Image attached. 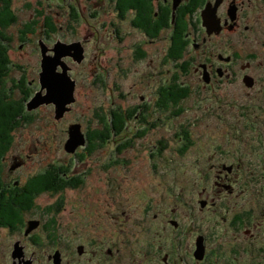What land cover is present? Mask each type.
<instances>
[{
  "label": "rangeland",
  "instance_id": "374dc122",
  "mask_svg": "<svg viewBox=\"0 0 264 264\" xmlns=\"http://www.w3.org/2000/svg\"><path fill=\"white\" fill-rule=\"evenodd\" d=\"M144 1L147 3V0ZM187 1L190 0L179 3L174 11L170 8L164 10L170 20L172 12L174 21L177 16V22L180 18L185 19L184 26L177 24V32L182 27L187 30L191 21L190 32L188 35L183 33L190 43L196 32L192 25L194 19L201 24L200 5L192 10L191 17L190 14H183L185 9L182 10V5ZM170 3L172 4V0ZM154 5L155 7L151 6V16L158 11L157 3L154 2ZM10 6L16 14V21L8 26L0 25V33L5 38L4 41L0 40V58L4 65V72L0 76V102L4 99L12 101L20 108L21 113L16 127L10 131V156L2 167L0 165L1 202H5L7 209L11 207L15 211L14 203L8 201V198L16 183L22 185L32 176L50 172L53 178L50 179L49 188L41 190L42 193L33 198L31 210L19 213L26 220H39L38 228L25 233L20 226L12 227V230L0 226V264H20L25 260H31L32 264H52L48 254L52 251L56 236L61 240L60 246L63 248L60 252L62 256L59 254L62 264H94L96 258L88 260L86 254L75 252V243H86L72 229H79L81 220L87 218L90 224H100L95 232L106 228L107 235L113 228L110 225L114 220L113 216H117L123 209L129 212L127 216L131 217L132 224H136L140 235L137 238L139 242L123 247L119 264H165L163 259L159 261L149 257L147 248L152 246L149 244H153L159 251L162 241L164 251L166 247H171L170 242L175 236L170 230H173L174 224L171 217L175 216L185 230L183 239L186 242L181 245L185 260L181 264L191 261V264H201L200 260L193 261L192 257L198 231L195 228L199 227L209 240L206 259L211 262L264 264V255L260 252L264 248V237L260 240L259 236L245 239V246L242 243V237L245 236L243 232L239 233L237 239H229V236L236 235L232 221L242 218L233 210L232 203L235 206L241 205V198L249 192L244 194L238 191L230 194L218 191L215 182V166L222 159L220 155L225 154L228 159L236 161L237 157H242L241 161L248 166L257 164L258 156H264V71L258 68L253 71L252 68L250 71L254 81L251 84L249 77H245L247 83L241 78L236 80V71V75L222 77L219 82H214L215 85L209 90L203 86L205 81L202 79L203 74L208 72L202 73L194 69L197 63L191 58L197 59V56L190 44L187 46L185 58L175 57L173 62L169 61L164 65L163 59L169 55L172 34H169L167 41L166 38H160L161 32L147 45L148 54L144 58H129L123 69L121 64L117 66V53L123 52L127 55L133 50L142 56L145 54L141 48L144 43L141 40L142 35L136 29L131 33L124 31L122 41L113 36L117 20L124 19L116 13L112 0H10ZM130 12L129 10L123 15L130 19ZM144 12V9L140 11L141 17H146L145 20L148 21L149 17L143 15ZM223 38L232 44L227 49L224 48L225 52L235 55L238 51L244 55L237 58L235 63L242 60L264 62V30L259 22L243 21L236 31L224 34ZM57 40L79 41L84 46V58L80 63L69 56L64 57L70 66L68 72L75 80V100L67 104L68 112L58 120L54 118L52 103L40 104L31 110L26 105L40 89V41L52 47ZM135 42L138 47L133 48ZM175 63H182V70ZM147 68L149 77L153 78L151 99L170 100L167 93L169 85L161 74V70L165 71L166 68L169 70V83L175 76L180 82L182 92L187 87L190 90L189 95L182 98L184 100L169 104L165 109V118L168 113H177L179 118L173 116L170 124L164 120V124L168 123L167 128L160 129L155 135L160 137L163 132L167 141L165 146H158L153 152L154 159L151 163L155 167L152 168L150 161L142 156L144 152L131 154L132 159L140 158L132 176H118L124 167L120 163L112 164L117 159L111 160L107 167L101 166L110 158L100 159L102 150L105 155L110 153L109 146L112 149L113 138L107 142L108 147L103 145L99 150H96L99 146L98 140L90 139L97 148L89 153V157H81L85 146L78 147L76 155L66 152L64 143L68 138L70 124L79 122L85 133H92L104 127L112 108L114 112L119 108L126 110L148 101H140L139 98L145 90L144 83L133 84L136 77L139 79L140 71ZM156 71L158 73L154 74ZM160 77L164 84L158 90H162L163 94L157 96ZM124 99H129V105L125 104ZM254 102H260L256 104V108L262 106L259 113L250 105ZM130 123L133 126L134 122ZM168 128L171 133L178 132L177 128H180L179 143L176 137L169 136ZM185 130L187 134L183 133ZM188 131L191 134L188 135ZM133 135L135 134L131 135V139L134 138ZM140 143L144 142L138 140L136 146L141 149ZM58 169L67 170V175L62 174L64 171L58 172ZM81 183L83 184L80 185ZM258 186L261 187L260 184ZM73 187L78 188L73 190ZM60 191H66V195ZM203 196L213 198L215 204L212 206L206 202L200 206L199 199ZM85 203L92 210H71V207L78 205L85 207ZM243 205L251 210L256 201L252 199ZM48 225H53V228H47ZM85 226L86 223L83 227ZM91 229L93 228L90 226L88 233L93 231ZM255 232L260 234L261 230L257 229ZM50 233L53 235H49ZM17 239H22L23 242ZM177 241L174 240L175 248ZM15 245L21 247L23 257L12 255ZM98 246L99 242L96 244V254L90 256L99 255ZM242 250L247 251L236 261L232 253H241Z\"/></svg>",
  "mask_w": 264,
  "mask_h": 264
},
{
  "label": "flooded vegetation",
  "instance_id": "af4514ba",
  "mask_svg": "<svg viewBox=\"0 0 264 264\" xmlns=\"http://www.w3.org/2000/svg\"><path fill=\"white\" fill-rule=\"evenodd\" d=\"M0 1L4 2V0H0ZM184 1H182L180 4H182ZM154 2L157 3V9H158V11H155L152 14L154 19L160 17L161 19H163V21L156 23L155 27L149 28L148 21H150V19L151 21H153V17L150 15L148 21L145 20L146 18L144 19L141 17L140 9H138L137 7L130 9V11L132 12V17L134 19H132V17L130 19H127L126 15H124L123 17L119 16L124 20H119V19L117 20L116 22L117 24H115L116 26L114 28L113 36L116 39L119 38L122 41L124 39L122 37L124 31L131 33V32H135L136 29L142 35L141 40L143 41L144 44H142L141 48L142 50H144L145 54L140 56L133 50H130V52L127 55L123 52H118L116 57L118 60L117 66L121 64L122 68L124 69L129 58L130 59L131 58L139 59L140 57L141 59L144 58L148 54L147 45L150 44V41L155 40L156 36L159 34L158 32H161L160 38L162 39L166 38L167 41H169V34L171 33V29L173 31V28H171L170 26L171 22L169 16L166 14L164 15V9L171 8L172 4L170 3V0H149V3H151L152 6L155 7ZM206 2H210L211 5H216V16L214 17L213 24H215V22L218 23L219 28L217 25H215L213 27L214 28L213 31H208L206 25H204L203 20L201 19V10L203 4H205ZM202 3L203 4H199L200 5L199 17L201 20V24L199 25L200 22L194 19V23L192 25L196 29V32L191 38L192 41L190 43L188 42V44H190V46H193L197 56V59L191 58V60H194V62L197 63L194 69L196 71L200 70L202 71V73L204 71L208 72L206 77L203 74L202 79L203 81H205V84L203 86L211 90L212 87L215 85L214 82L216 81L219 82V79H221L222 77H227V78L232 77L236 75L237 73L236 71H238L236 80L238 78H241L242 81H244L245 77H249L251 81H254V77L251 74L250 70L253 68V71H256L258 68L264 71V62L258 61L257 63L255 62L252 63L247 60H242L240 63H235L237 58L244 55H241L238 51H236L235 55L225 52L224 48L227 49L228 45L232 46V44H229L225 40V38H223V35L231 34L233 31H236L237 27L243 21L246 22L257 21L259 22V26L262 28V30H264V0H203ZM161 10H162V14H161ZM190 24L187 26V30H185L184 32L186 35H188V33L190 32L189 31ZM245 27L247 26L245 25ZM154 30L156 31L155 36L152 35ZM165 32H167V34ZM0 40L2 41L5 40V38L1 33H0ZM197 40H199V42H197ZM136 47L138 46L135 42L133 48ZM163 62L165 63L164 65H166L169 62V57L167 56L165 59H163ZM188 65L190 64H187V66ZM182 68L183 66H181V70ZM148 70L149 69L147 68L145 70L140 71L139 79L136 77L135 81L133 82V84L137 82L144 83L143 85L145 86V90L139 95V98L140 101H145L146 99L148 101H145L146 103L144 102V104H140L139 106L133 105L132 107L126 110H122L121 108L116 109L115 112H113V114L110 113V118L108 117V120H106L107 124L109 125V129L105 128V131L103 132L109 131L110 136L109 138H107V141L104 143V145L108 147L107 142L109 140H112V138L114 145L112 149L109 146L110 153L108 155H105L102 150L101 153L102 156L100 157V159H105L109 157L110 158L107 159L105 162H103L101 166L107 167L110 165L111 160L117 159L112 164L120 163L124 167V170L119 172L118 176H126V175L132 176L134 174L133 169L137 168V163L140 160V158L132 159L131 154L133 153L141 154L142 152H144L142 156L146 160H149L151 163L154 159L153 152L155 148L158 146L163 147L167 143V141H165L166 135L163 132H161L160 137L155 136L159 131L167 128L168 123L164 124L163 121L164 120L169 121L170 124V120L173 116L179 118V114L177 113L174 114L168 113V117L167 118L164 117L165 109L168 108L170 104L169 101H166L165 99H161V101L160 99H155V100L151 99L153 78L149 77ZM153 73L154 74L158 73V71ZM161 74L164 76V79H166L169 85L168 68H166L165 71L161 70ZM117 79L120 82L119 76ZM232 79L235 80L234 77ZM163 84H164V80L160 77V83L156 89L157 96L163 94L162 90H158L159 88H162ZM124 100H125L124 101L125 104L129 105V99H124ZM259 103L260 102L250 103V105L253 108H255V110L258 113L262 109V106L259 105V109L256 108L255 106H257L256 104ZM65 114L66 113H64L63 116ZM115 120L117 127H112V124ZM131 121L134 122L133 126H130ZM101 129L104 130V127ZM169 129L170 128H168L167 131L169 136L172 135L176 137L175 139L179 143V140H181L180 128H177L178 132L173 131L172 133L170 132ZM188 132H189L188 135L191 134L190 131ZM84 134H85V143L78 147L85 146L84 147L85 149L83 150L84 152L81 157H85V156L89 157V153L99 150V147L96 150L94 149L91 150L90 144L87 143L89 141L88 136L85 132ZM132 134H135L133 135L134 136L133 139H131ZM138 140L144 142L139 144L141 149L136 146ZM262 145L264 148V137H263ZM9 149L1 156L2 165L3 163L6 162L7 157L10 156ZM76 150L72 154L76 155L75 154ZM112 152H115V154L112 155ZM112 156H114V159H111ZM220 156L222 159H219L217 161L218 164L215 166V176H216L215 182L218 185V191H225L226 193H230V194L237 193L238 191L244 194H247L249 192L248 195L243 196L241 198V203H242L241 205L235 206L232 203L233 210H236V213H238L242 218L241 219L238 218V220L232 221V226L236 232V235L229 236V239H237L239 237V233L243 232L245 236L242 237V243L245 246V239H248L250 237L252 238L254 236H259V240H260L264 237V156L260 158L258 156L257 157L258 160L256 161L257 164L253 166H248L245 163H243L241 161L242 157L241 158L237 157L238 161H236L235 159H228L225 154H222ZM11 159H13L12 155H11ZM86 162H89V160H86ZM150 166H152V168L155 167L153 163H151ZM60 171L61 172L64 171L62 174L67 173V170L62 171L58 169V172ZM152 174L154 175V171H152ZM82 184L83 183H81L80 185ZM259 184L261 185V187L258 186ZM69 185H71L70 182ZM22 186L23 184L20 185L19 183H16L12 187L14 190L10 191L11 194L9 195L8 200L11 199L13 196L20 195L22 192L16 191V188H22ZM77 188L73 187L71 189L75 190ZM51 190H57V189L51 188ZM51 190H49L50 193H52ZM40 193H42V191ZM40 193L37 195H40ZM61 193L65 194L66 191ZM37 195H35L34 197L36 198ZM61 199H63V197H61ZM212 199L213 198L209 199V197L205 198L203 196L202 199L201 198L199 199L200 206H202L206 202L213 206L215 202ZM252 199H255L256 205H258V207H256L255 205V207H253L251 210H247L243 204L249 202ZM84 205L85 207H83L82 205L71 207V210L81 209L86 212L89 211V209L92 210V207L90 205L87 206L86 203ZM27 210H31V207L25 208L23 210L19 209L18 213L21 214ZM20 214L19 216H17L15 220L12 221V223L5 221V224L1 225V227L6 226L11 229L12 227L20 226L24 228L25 233H28L29 230L32 229L35 230L40 226L39 220L37 219L26 220L25 218H22ZM128 214L129 212H126V210L123 209L117 216H113L114 220L110 224L113 226V228L112 230H109V233L107 235H105L106 228H104V230L99 229V232L98 231L95 232V230H97L98 228V225L100 226V224H96V223L90 224V220L87 221V218L82 219L81 222L77 221V223L80 222L79 229H72V232L76 231V235H81L82 239L88 246L84 243H78V244L75 243L76 244L75 252L78 254H82V253L86 254L88 260L90 259L93 260L94 258H96L94 264H119L120 262L118 261V259L123 256V252H122L123 247L131 246L139 242L137 239L140 235L139 230L136 228V224H132L130 222L131 217L127 216ZM168 214H170L169 211ZM83 216L86 215L84 214ZM162 217L165 216L162 215ZM171 222H173L174 224H172L173 230L172 229L170 230L174 232L175 235L172 241L170 242L171 247L170 248L166 247V251H164V245L162 241L159 245L160 247L159 251L157 250V247L155 245L149 244L152 246H149V248H147V252L149 257H154L156 260L159 261L163 259L165 261V264H181V261L182 263H184L185 260V257L183 256L181 251V245H184L186 242L183 239L185 230L183 229L182 225L180 224L176 216L171 217ZM70 223L74 224L73 221H70ZM84 223H86L87 226L83 227ZM90 226L93 228L91 229V231L92 230L93 231L88 233V228H90ZM48 227L53 228V225L52 226L48 225L47 228ZM195 229L198 231L194 241L195 243L194 250L192 252L193 261L200 260L199 263L201 264L225 263V262L219 263V261L211 262V260L206 259L207 256L206 252L208 250L209 240H207L205 233L201 230L200 227ZM257 229L261 230L260 234L258 232H255V230ZM137 230L139 234L136 233ZM93 234H95L96 236L93 237ZM49 235L52 236L53 233H50ZM200 239H202V245H203L202 257H199V252L197 251V244ZM17 240L23 242L22 239H17ZM174 240H178L176 244V248L174 247ZM98 242H99V246H98L99 255L90 256L91 254L94 255L96 254V244H98ZM75 244L72 246H75ZM60 245H61V240L59 239L58 236H56L55 239L53 240L52 251L51 253L48 254V257L51 259L52 264H55L53 254L58 252L61 255L60 252H62L63 248ZM246 251L247 250H242L241 253H232V257L237 261L240 258V256L244 255ZM260 252L261 254L264 255V248H261ZM21 254H22L21 256L23 257V251H21ZM260 257L263 256L260 255ZM201 259H203V262ZM32 263L33 262L31 261V264ZM191 263L192 261L185 264H191ZM59 264H62V262H60V259H59ZM71 264H77V263L72 262ZM228 264H234V263L232 261H229Z\"/></svg>",
  "mask_w": 264,
  "mask_h": 264
},
{
  "label": "trees",
  "instance_id": "16d2710c",
  "mask_svg": "<svg viewBox=\"0 0 264 264\" xmlns=\"http://www.w3.org/2000/svg\"><path fill=\"white\" fill-rule=\"evenodd\" d=\"M112 1L114 3L116 13L119 14V16L121 17L124 16L123 13L127 14L130 9L135 7L140 9V11L144 9L145 12L143 15L145 16L148 15L147 17H150L149 14H151L152 4L149 3V0H147V3L144 0H112ZM202 1L203 0H190L187 3L183 4L182 10L185 9L183 14L187 13L191 15L192 10L195 9L196 6L200 4ZM161 14H162V10H161ZM165 14L167 15V12L164 10V15ZM178 17L179 16H177V18ZM177 18L173 23L170 24L171 28H173V31L171 30L172 35H171V42L169 46V55H168L170 62H173L175 57L183 58L188 46V39L184 38L185 36L183 34L185 32L184 28L182 27L179 32H177L176 30L177 24L180 27L185 25V19L181 20L180 18L179 22H177ZM15 21H16V14L14 13V11L10 6V0H4V2L0 1V25L8 26L14 23ZM161 21H163L161 17L157 19H154L153 17V21H151V19L150 21H148L149 28L155 27V24ZM152 35L155 36L156 31L153 32ZM176 65L179 68H181L182 64L179 65L176 64ZM3 72H4L3 60L0 58V76L3 74ZM167 93H168V99H170L169 100L170 104H177L180 101L184 100L182 98H185L186 96L189 95V89L187 87V89L182 92L180 90V82L178 81V78L174 76L172 78V81L169 83V91ZM113 112L114 109L112 108L110 110V113L113 114ZM20 113H21L20 108L15 104H13L12 101L8 99L1 100L0 102V165L1 167H2L1 156L9 149L11 145L12 134L10 133V131L12 130L13 127H16L18 120L20 118L19 117ZM112 127H117L116 120L113 122ZM105 128L109 129V125L107 124V122L104 125V130L99 129L93 131L92 133L91 132L86 133L88 136L91 150L96 149L97 147L90 139L98 140V145H99L98 147L99 149H102V146L107 141V138H109L110 136L109 131L103 132L105 131ZM183 129L185 128L183 127ZM186 130L183 131L184 134H187ZM113 154H115V152H112V155ZM51 178H53L52 172L40 174L36 177L32 176L26 180L22 188H16V191H20L22 193L18 196L17 195L13 196L11 199L8 200L14 203V206L16 207L15 211H13L11 207L7 209V206L4 205L5 202H1L2 200L0 199V226L4 225L5 221L12 223V221L15 220L17 216H19L18 213L19 209L23 210L25 208L31 207L34 196L37 195V193H40L41 190L49 188V186L51 185L50 184ZM52 182L54 183L53 184L54 187L55 186L54 179L52 180ZM2 209H4L5 211L2 212L3 211Z\"/></svg>",
  "mask_w": 264,
  "mask_h": 264
},
{
  "label": "water",
  "instance_id": "95a60500",
  "mask_svg": "<svg viewBox=\"0 0 264 264\" xmlns=\"http://www.w3.org/2000/svg\"><path fill=\"white\" fill-rule=\"evenodd\" d=\"M182 0H172V11ZM216 5L207 2L202 10L203 23L208 31H213V27L219 24L214 22ZM174 12H172V21ZM218 30V29H216ZM40 89L26 103L27 109L31 110L40 104L52 103L54 105V118L59 119L69 109L67 104L75 100V80L69 74V65L64 57L69 56L72 60L80 63L84 58V47L79 41L63 42L57 40L52 47L46 46L40 41ZM206 77L207 74L204 73ZM85 137L81 131L80 123H73L68 127V138L64 143V148L68 152H74L75 149L84 144ZM197 251L199 257H202L203 245L202 239L198 241ZM14 256H21V248L15 245ZM12 254V255H13ZM55 264H59V254L53 255ZM20 264H31L30 260H25Z\"/></svg>",
  "mask_w": 264,
  "mask_h": 264
}]
</instances>
